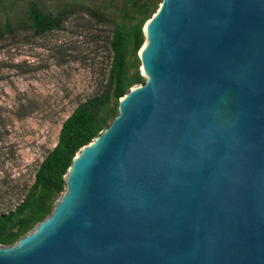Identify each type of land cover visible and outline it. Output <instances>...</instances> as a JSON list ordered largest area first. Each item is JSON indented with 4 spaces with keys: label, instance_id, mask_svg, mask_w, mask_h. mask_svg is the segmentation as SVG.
Masks as SVG:
<instances>
[{
    "label": "water",
    "instance_id": "obj_1",
    "mask_svg": "<svg viewBox=\"0 0 264 264\" xmlns=\"http://www.w3.org/2000/svg\"><path fill=\"white\" fill-rule=\"evenodd\" d=\"M143 82L0 264H264V0H160Z\"/></svg>",
    "mask_w": 264,
    "mask_h": 264
},
{
    "label": "rangeland",
    "instance_id": "obj_2",
    "mask_svg": "<svg viewBox=\"0 0 264 264\" xmlns=\"http://www.w3.org/2000/svg\"><path fill=\"white\" fill-rule=\"evenodd\" d=\"M159 2L0 0V231L18 209L26 217L32 201L42 202L49 214L63 193L35 185V178L74 109L89 99L102 101L96 114L100 131L116 114L114 41L124 44L129 87L143 82L135 46L144 43L143 26ZM32 4L58 26L36 32Z\"/></svg>",
    "mask_w": 264,
    "mask_h": 264
},
{
    "label": "trees",
    "instance_id": "obj_3",
    "mask_svg": "<svg viewBox=\"0 0 264 264\" xmlns=\"http://www.w3.org/2000/svg\"><path fill=\"white\" fill-rule=\"evenodd\" d=\"M30 13L33 18V24L36 32H43L54 29L58 26L56 18L46 16L36 5L30 6ZM142 43L140 40L136 43V50ZM113 59L111 63L112 78L114 80L113 96L119 98L131 85L125 81L124 73V44L121 41L113 42ZM102 104L99 99H89L79 106L63 121L58 140L54 148L46 155L41 162L35 178V185L40 184L49 192H60L64 188V179L62 176L66 173L67 167L75 152L84 144L88 143L100 129L99 121L96 119L97 107ZM31 197L27 200L28 204ZM42 202L32 201L29 207L30 211L26 217H21V210L7 216L6 222L0 231V244L11 245L21 235L32 227L35 223L42 220L48 214V211L41 206ZM41 206V207H40ZM50 211V210H49Z\"/></svg>",
    "mask_w": 264,
    "mask_h": 264
}]
</instances>
